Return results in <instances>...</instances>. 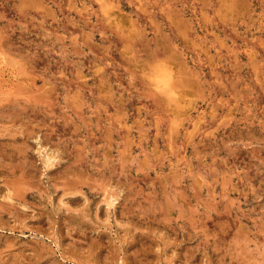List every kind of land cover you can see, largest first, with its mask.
Wrapping results in <instances>:
<instances>
[{"label": "rangeland", "instance_id": "obj_1", "mask_svg": "<svg viewBox=\"0 0 264 264\" xmlns=\"http://www.w3.org/2000/svg\"><path fill=\"white\" fill-rule=\"evenodd\" d=\"M0 264H264V0H0Z\"/></svg>", "mask_w": 264, "mask_h": 264}, {"label": "bare ground", "instance_id": "obj_2", "mask_svg": "<svg viewBox=\"0 0 264 264\" xmlns=\"http://www.w3.org/2000/svg\"><path fill=\"white\" fill-rule=\"evenodd\" d=\"M164 75H166V73H165ZM168 76H169V75H168ZM168 76L165 77V78H167V80H168ZM157 78H158V77H157ZM157 78H156V80H158ZM154 79H155V77H154ZM160 79H161V77H160ZM165 81H166V80H165ZM169 81H171V77H170V80H169ZM169 81H168V82H169ZM172 81H173V80H172ZM168 82H167V83H168ZM160 83H161V82H160ZM167 83H166V84H167ZM169 83H172V82H169ZM173 83H174V82H173ZM160 85H161V84H160ZM168 85H171V84H168ZM168 85H167V86H168ZM157 86H158V85H157ZM162 86H164V85H162ZM162 86H161V87H162ZM171 86H173V84H172ZM170 88H171V87H170ZM161 89H162V90H163V89H166V87H165V88H161ZM171 89H172V88H171ZM162 90H161V91H162ZM167 90H168V89H167ZM163 92H164V90H163ZM163 92H162L160 95H162ZM164 93H166V92H164ZM167 93L169 94V92H167ZM170 93H171V92H170ZM166 95H167V94H166ZM166 95L163 94V97H165ZM174 95H175V94H174ZM169 96H170V95H169ZM167 97H168V96H167ZM176 97H177V96H176ZM167 99H169V98H167ZM175 99H176V98H175ZM170 100H171V98H170ZM173 100H174V99H173ZM173 100H172V101H173ZM176 100H177V99H176ZM169 102H170V101H169ZM180 103H181V102H180ZM173 106L175 107L174 104H173Z\"/></svg>", "mask_w": 264, "mask_h": 264}]
</instances>
